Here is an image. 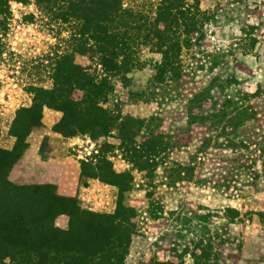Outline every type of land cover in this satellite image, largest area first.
Instances as JSON below:
<instances>
[{
	"label": "rangeland",
	"instance_id": "rangeland-1",
	"mask_svg": "<svg viewBox=\"0 0 264 264\" xmlns=\"http://www.w3.org/2000/svg\"><path fill=\"white\" fill-rule=\"evenodd\" d=\"M159 1L125 3L149 15ZM11 3L0 23V147L8 150L26 123L21 108L38 88L55 87L79 43L69 22L52 21L33 2ZM200 3L209 20L174 68L155 70L162 55L144 45L126 78L110 76L114 89L102 104L118 123L133 118L125 131L117 123L96 137L66 136L78 138L79 191L57 190L75 197L74 207L116 214L131 230L128 264H264V0ZM75 61L105 74L88 55ZM28 148L10 178L58 187L65 164L33 160ZM71 219L61 212L55 223L68 229Z\"/></svg>",
	"mask_w": 264,
	"mask_h": 264
},
{
	"label": "trees",
	"instance_id": "trees-1",
	"mask_svg": "<svg viewBox=\"0 0 264 264\" xmlns=\"http://www.w3.org/2000/svg\"><path fill=\"white\" fill-rule=\"evenodd\" d=\"M15 1L33 2L52 21L69 22L79 43L70 54V68H58L61 77L56 76L55 87L38 88L33 105L21 108L26 123L23 131L14 132L15 147H0V264H128L126 237L131 230L123 232L116 214L74 207L71 202L77 199L60 194L55 184H18L9 174L29 146L27 135L44 125V106L64 112L53 128L65 136L106 134L119 118L102 104L114 89L110 76L126 78L125 73L141 62L138 55L144 45L162 55L155 70L174 68L178 55L184 47L192 46V35L201 31L210 14L201 8L200 0H160L149 15L125 0ZM11 2L0 0V23H8ZM77 53L96 59L105 74L101 78L92 74L91 66L75 61ZM64 83L69 93L64 92ZM127 118L118 123L123 131ZM126 131L127 135L131 132ZM100 175L103 180L120 183ZM127 209H122L124 219ZM66 211L72 219L69 228L62 229L55 218Z\"/></svg>",
	"mask_w": 264,
	"mask_h": 264
},
{
	"label": "crops",
	"instance_id": "crops-1",
	"mask_svg": "<svg viewBox=\"0 0 264 264\" xmlns=\"http://www.w3.org/2000/svg\"><path fill=\"white\" fill-rule=\"evenodd\" d=\"M61 116L62 111L58 109L44 108V125L31 132L27 154L33 160L46 159L65 164L66 172L63 176L61 175L58 181V189L64 194L76 195L79 191V169L77 159L71 152V145H75L78 138L76 136L66 137L61 132L54 130L53 126Z\"/></svg>",
	"mask_w": 264,
	"mask_h": 264
}]
</instances>
